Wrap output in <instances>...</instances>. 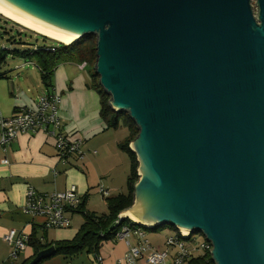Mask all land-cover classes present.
I'll use <instances>...</instances> for the list:
<instances>
[{
  "label": "water",
  "instance_id": "1",
  "mask_svg": "<svg viewBox=\"0 0 264 264\" xmlns=\"http://www.w3.org/2000/svg\"><path fill=\"white\" fill-rule=\"evenodd\" d=\"M0 1L95 38L99 86L137 129L139 227L199 233L213 264H264V0Z\"/></svg>",
  "mask_w": 264,
  "mask_h": 264
},
{
  "label": "crops",
  "instance_id": "2",
  "mask_svg": "<svg viewBox=\"0 0 264 264\" xmlns=\"http://www.w3.org/2000/svg\"><path fill=\"white\" fill-rule=\"evenodd\" d=\"M28 63L33 70L25 69L22 74L13 77L7 74L11 71L2 70L6 78L0 79V114L9 118L33 105L48 90L57 93L60 96L59 117L62 126L67 134L81 138V149L85 156L82 161L70 159L62 164L56 156L53 139L40 132L20 134L5 148L0 146V264L29 263L34 258V250L29 246L16 258L12 257V249L3 239L11 229L23 232L28 238L35 235L41 243L53 244L72 239L83 223L81 216L75 226L44 228L42 218H32L22 211L29 187L39 194H50L74 186L85 201L84 210L103 215L107 214V203L99 195L98 189L101 187L106 191L108 198L122 194L129 172V161L118 148L125 140L127 131L122 126L112 129L101 118L100 96L96 88L90 86L91 74L86 70L87 66L81 69L80 64L60 63L53 70L50 88L40 86V80L33 89L29 81L36 79V75L41 76L39 70L31 62ZM15 66L19 67L18 64ZM74 214L77 213L68 215L69 220ZM149 233L144 234V240L153 248L165 249V240L170 235L160 236L158 230H149ZM136 242V237L130 236L129 243L136 245ZM195 242H186L192 257L202 253ZM126 251L125 242L116 238L101 243L96 254L83 251L74 256L52 255L38 264H97L94 259L96 255L101 257V264H117ZM174 253L175 250L171 248L169 259ZM137 264L145 263L139 260Z\"/></svg>",
  "mask_w": 264,
  "mask_h": 264
},
{
  "label": "built area",
  "instance_id": "3",
  "mask_svg": "<svg viewBox=\"0 0 264 264\" xmlns=\"http://www.w3.org/2000/svg\"><path fill=\"white\" fill-rule=\"evenodd\" d=\"M12 51L10 44L6 43L0 47ZM49 50L53 51L51 47ZM11 56V55H10ZM81 69L85 63L79 65ZM60 96L54 92H45L37 98V101L25 107L9 118L0 114V146L5 148L20 134L43 133L53 139L56 156L62 164L70 159L82 161L84 152L81 149L82 140L78 136L67 134L62 126L59 117ZM98 193L103 197L108 194L101 187ZM26 199L22 207L24 214L34 218L40 217L43 220V227L46 229H64L70 226L68 218L69 210H75L81 202L76 188L70 186L64 191L50 194H39L33 188H28ZM123 219L121 214L118 221ZM129 219V218H128ZM130 220V219H129ZM133 222L132 220H130ZM135 223V222H133ZM130 236L136 237V245L129 243ZM191 235L184 236L182 232H175L165 240V249L151 247L145 240L144 234L139 227H132L125 224L117 233L116 238L121 239L127 246L126 253L117 261V264H137L142 260L145 264H185L191 256L186 242L193 241ZM4 241L12 249V257L16 258L26 248L27 235L16 230H9L4 236ZM194 242V241H193ZM199 245V246H198ZM199 249L210 251L211 247L206 241L197 243ZM174 249V256L169 259V250ZM97 264L102 263L99 255L94 256Z\"/></svg>",
  "mask_w": 264,
  "mask_h": 264
},
{
  "label": "trees",
  "instance_id": "4",
  "mask_svg": "<svg viewBox=\"0 0 264 264\" xmlns=\"http://www.w3.org/2000/svg\"><path fill=\"white\" fill-rule=\"evenodd\" d=\"M9 21V20H8ZM11 22V21H10ZM13 23V22H11ZM14 24V23H13ZM17 25V24H15ZM30 37L35 34H29ZM27 33H16L15 35H8L7 43L13 48L12 51L0 49V66L6 61L7 55L11 54L12 57H19L31 62L40 72L42 83L45 87L50 88V78L55 67L60 63H76L93 66L95 64V38L93 36L85 37L70 45H64L59 42L42 37L43 42L29 41L26 38ZM45 41H51L58 46L48 45ZM51 47L53 51L49 50ZM6 74L0 72V79H5ZM91 87L96 88L100 96V115L108 127L116 129L124 127L127 131V136L123 142L118 145L128 158L129 172L125 183V193L119 194L116 197L104 200L107 203V214H95L84 210L85 201L81 199L80 204L75 210H69L68 213H80L83 217V223L78 228L74 237L70 240L57 241L52 243H41L34 237L28 238L26 247H31L34 250V256L51 246L54 247L53 256H74L83 251L96 254L99 246L103 242L114 241L117 233L125 224H130L132 227H139L136 223L131 222L128 218H123L118 221V216L126 211L133 203V186L138 180L137 175V162L134 153L130 150L129 144L135 139L137 129L135 124L123 113H116L108 105V96L103 93L98 83V76L94 73L90 75ZM50 90H48L49 92ZM166 227V226H163ZM163 227L152 229L159 230ZM142 231L145 230L139 227ZM149 231V230H148ZM192 235L190 236V239ZM193 241L196 239L192 238ZM203 241H205L203 239ZM202 242V241H201ZM200 242V243H201ZM199 246V245H198ZM198 248V247H197ZM199 249V248H198ZM202 250V249H200ZM33 256V257H34ZM23 262L22 264H27ZM185 264H213L210 259L208 250H202L200 256H190Z\"/></svg>",
  "mask_w": 264,
  "mask_h": 264
},
{
  "label": "rangeland",
  "instance_id": "5",
  "mask_svg": "<svg viewBox=\"0 0 264 264\" xmlns=\"http://www.w3.org/2000/svg\"><path fill=\"white\" fill-rule=\"evenodd\" d=\"M252 4L254 6V0H253ZM254 9H255V7H254ZM11 22L8 21V19H6L0 15V47L7 43L6 39L8 38V35H15L16 33H18V34L27 33L28 36H26V38L24 37V39L27 40V38H28L29 41H34V42L37 41L39 43L44 41L42 39V37L39 36V34H36L35 32H32L28 29H25V28L21 27L20 25H15L16 23L13 22L14 23L13 24ZM29 34H31V35L35 34V35L30 37ZM46 42L48 45L58 46L57 44H55L51 41H45V43ZM10 55L11 54L7 55L6 61L0 66V71H2V70H6L8 72L11 71L10 73H7V74L13 77V76H16V74L17 75L22 74L23 73L22 71H24L25 69L33 70V66L30 63H28V61L26 59H22L19 57H12ZM17 64L19 65V67L15 66ZM86 70L88 71V73L93 74L94 73V65L93 66L89 65ZM2 72H4V71H2ZM35 80H36V82H35ZM40 80H41V78H39L38 75H36V79L35 78L33 80L31 79L29 81V83L32 84L31 86L33 89H36L37 82H39ZM39 85L40 86L44 85L42 83V80H41V83H39ZM121 131L123 132V134H125L123 129ZM121 134L122 133H120V135ZM126 159H128L127 156H126ZM122 181H123V179H122ZM123 189H124V184H123ZM124 192H125V189L123 190L122 193H124ZM69 214L70 213H68V215ZM81 216H82V214H80V213L74 214L72 220L70 219V225L75 226L77 221L80 219ZM173 231H175L174 228L166 226V227L159 229L158 234L160 236H165V235L167 236V235H170V233ZM142 232L145 235L150 234L148 230H143ZM192 238L196 239V242H195L196 244L200 243L204 239L203 236L199 233H193Z\"/></svg>",
  "mask_w": 264,
  "mask_h": 264
},
{
  "label": "bare ground",
  "instance_id": "6",
  "mask_svg": "<svg viewBox=\"0 0 264 264\" xmlns=\"http://www.w3.org/2000/svg\"><path fill=\"white\" fill-rule=\"evenodd\" d=\"M0 15L10 21L20 25L21 27L28 29L36 34L42 35L50 40L59 42L64 45H69L73 43L75 37L63 34L54 29H51L47 26H44L26 16L19 13L18 11L12 9L2 1H0ZM121 216H125L132 220L133 222L140 223L137 219H135L132 215H130L127 211L123 212ZM142 224V223H140Z\"/></svg>",
  "mask_w": 264,
  "mask_h": 264
}]
</instances>
